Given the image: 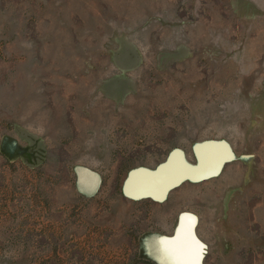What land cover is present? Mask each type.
<instances>
[{
  "label": "rangeland",
  "instance_id": "rangeland-1",
  "mask_svg": "<svg viewBox=\"0 0 264 264\" xmlns=\"http://www.w3.org/2000/svg\"><path fill=\"white\" fill-rule=\"evenodd\" d=\"M227 140L164 201L129 173ZM264 264V0H0V264Z\"/></svg>",
  "mask_w": 264,
  "mask_h": 264
},
{
  "label": "water",
  "instance_id": "water-1",
  "mask_svg": "<svg viewBox=\"0 0 264 264\" xmlns=\"http://www.w3.org/2000/svg\"><path fill=\"white\" fill-rule=\"evenodd\" d=\"M209 145H216V146L223 147L226 150V154H225V156H223L219 160V162L212 169L202 170L200 168L201 162H202L200 151L203 147H206ZM197 150H198V161L196 164L190 163L186 159L185 154L181 149H176L169 155V157L167 158V160L165 162L160 164L155 169H150V168H146V167H139V168L133 169L129 173V176H128L126 183H125V186H124L125 194L132 199L152 198V199L157 200V201H164L172 189L178 187L179 185H181L185 181L200 182V181H204V180L218 176L222 172L225 164L227 162L231 161L235 156V153H234L230 143L225 139L205 140L203 142H200L197 145ZM175 156L179 157V159H180L185 170L176 179L167 183V185L163 188V190L161 192H159V193H155L153 191H138L137 192V191H133L129 187V183L135 174L140 173V172H145V173H149V174L157 173L163 166H165L166 164L171 162Z\"/></svg>",
  "mask_w": 264,
  "mask_h": 264
},
{
  "label": "bare ground",
  "instance_id": "bare-ground-1",
  "mask_svg": "<svg viewBox=\"0 0 264 264\" xmlns=\"http://www.w3.org/2000/svg\"><path fill=\"white\" fill-rule=\"evenodd\" d=\"M225 154L226 150L221 146L209 145L203 147L200 151L202 160L200 168L202 170L212 169ZM184 170L179 157L175 156L171 162L163 166L157 173L140 172L135 174L129 183V187L137 192L153 191L159 193L167 183L176 179ZM184 223H187V221Z\"/></svg>",
  "mask_w": 264,
  "mask_h": 264
},
{
  "label": "snow or ice",
  "instance_id": "snow-or-ice-1",
  "mask_svg": "<svg viewBox=\"0 0 264 264\" xmlns=\"http://www.w3.org/2000/svg\"><path fill=\"white\" fill-rule=\"evenodd\" d=\"M161 264H201L206 246L193 235L192 226L183 223L178 229L176 238L161 240Z\"/></svg>",
  "mask_w": 264,
  "mask_h": 264
},
{
  "label": "crops",
  "instance_id": "crops-1",
  "mask_svg": "<svg viewBox=\"0 0 264 264\" xmlns=\"http://www.w3.org/2000/svg\"><path fill=\"white\" fill-rule=\"evenodd\" d=\"M184 218H185V219H183L181 225H182L184 222H186V221H187L188 224H191V220H190L189 217H184ZM185 220H186V221H185ZM181 225H180V227H181ZM180 227H179V228H180Z\"/></svg>",
  "mask_w": 264,
  "mask_h": 264
}]
</instances>
